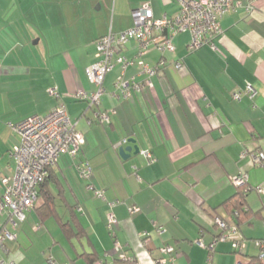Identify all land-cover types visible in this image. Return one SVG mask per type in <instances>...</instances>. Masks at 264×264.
<instances>
[{
  "label": "crops",
  "instance_id": "1",
  "mask_svg": "<svg viewBox=\"0 0 264 264\" xmlns=\"http://www.w3.org/2000/svg\"><path fill=\"white\" fill-rule=\"evenodd\" d=\"M233 1L242 5L222 18L217 49L204 45L190 51L191 34L180 33L174 53L151 49L145 56L151 66L166 60L153 78L154 88L128 99L114 96L121 75L117 65L106 75V93L95 107L78 93L96 90L87 68L96 60L97 40L131 28L134 11L145 3L156 18L175 15L178 0H40L33 11L15 8L21 0H0V197L3 177L16 169L13 149L21 138L14 125L64 105L84 134L79 154H62L52 167L48 200L39 198L19 222L17 240L0 251L5 260L94 264L92 259L100 258L105 264H150L162 256V247L172 245L175 264H236L239 256L230 241L219 242L211 259L195 243L200 236L210 242L219 234L212 217L216 210L231 216L223 206L237 192L233 177L247 173L248 188L264 181V165L252 160L264 151V0ZM29 15L34 27L24 20L27 26L17 32L13 25ZM125 54L136 55L135 40ZM178 60L184 62L182 69L174 65ZM132 77L144 79L137 65L123 79ZM247 82L257 89L255 99L234 100L232 93ZM99 109L110 114V123L97 122ZM128 146L141 151L133 149L123 159L120 148ZM143 151L155 161L149 163ZM83 161L93 168L90 180L77 168ZM90 183L104 189L106 198H98ZM246 203L250 213L240 231L244 239L264 240V194L250 189ZM133 205L140 211L131 213ZM111 212L118 220L113 231L107 228ZM7 218L0 213V222ZM67 224L71 233L65 231ZM116 239L136 263L119 259ZM244 253L255 255L249 249Z\"/></svg>",
  "mask_w": 264,
  "mask_h": 264
},
{
  "label": "built area",
  "instance_id": "2",
  "mask_svg": "<svg viewBox=\"0 0 264 264\" xmlns=\"http://www.w3.org/2000/svg\"><path fill=\"white\" fill-rule=\"evenodd\" d=\"M179 11L175 15L164 14L156 18L153 9L148 3L134 11V25L121 32H109L96 42V60L87 68V74L91 82L96 86V90L90 94L86 92L78 93L80 99L86 100L91 106L99 107L102 104L103 96L106 93L104 85L106 75L117 65L121 67V75L115 83L113 95L120 98H131L134 92H142L145 89L154 88L153 78L166 65V60L162 59L159 64L151 66L145 60V56L151 49L161 52L174 53L176 46L174 39L183 32L191 34V41L188 45L190 51H195L204 45H210L217 49L216 41L223 33L221 20L231 9L240 7L242 4L233 0H178ZM249 11L254 7L247 6ZM131 40L136 42V55L128 57L125 54L128 43ZM138 66L140 74L144 79L139 81L134 77L125 80L124 75L130 66ZM177 69L184 67V62L178 60L174 62ZM49 92L55 94L56 89L50 88ZM257 89L250 82L242 88L232 93L234 100L240 101L244 96L254 100ZM97 122L101 125L111 122L110 114L99 109L97 112ZM15 131L20 135V143L13 149V156L16 159L15 172L2 179L4 193L0 197V213H6L8 218L0 222V251L6 250L8 242L17 240L16 229L19 222L26 219L27 213L34 208L40 186L49 176V169L53 167L62 154H69L76 157L84 144L83 133L76 128V124L71 119L67 108L60 105L48 114L33 115L20 123L14 125ZM128 140L124 139L122 143ZM149 163L155 161L150 151H143ZM253 162L257 165H264V151L253 154ZM80 176L90 179L93 168L88 161H83L77 165ZM237 186L247 185L248 174L243 173L232 178ZM88 187L94 191L98 198L105 199L106 191L98 189L93 184ZM250 189L256 190L259 194H264V181ZM114 206V202L110 203ZM129 211L136 213L140 208L136 205L130 206ZM213 220L219 234L210 242H206L204 236H200L195 243L207 249L210 253L215 252L219 242L230 241L234 252L239 256L236 264H247L239 253L246 250L245 239L240 235V228L232 216L223 217L214 215ZM117 217L114 212L108 215L107 228L114 230L117 224ZM36 228H40L37 225ZM147 235V234H146ZM144 242L147 239L144 238ZM261 261L264 264V240H258ZM114 250L120 260L136 263L134 257L128 256L124 250V245L119 239L114 241ZM176 249L172 245L161 248L162 256L154 259L150 264H175ZM53 258L50 257V262ZM0 264H15L7 261L0 255ZM94 264H105L103 260H98ZM147 264V263H137Z\"/></svg>",
  "mask_w": 264,
  "mask_h": 264
},
{
  "label": "trees",
  "instance_id": "3",
  "mask_svg": "<svg viewBox=\"0 0 264 264\" xmlns=\"http://www.w3.org/2000/svg\"><path fill=\"white\" fill-rule=\"evenodd\" d=\"M51 171H52V167L49 169V175L51 174ZM48 177L46 178L45 182L40 186L39 196H38V199L42 197L44 198L45 201L48 200V197L45 196V192L47 191L46 186L49 180ZM248 191H249V188L247 187V185L238 186L237 192L231 198H229L223 206L224 209L229 213L227 215L233 216L235 222L237 223L240 229H241V223L248 218L249 213H250V210L248 209L247 203H246V194ZM223 212L216 210L212 214V217L214 215H221L223 217H226L225 216L226 214H223ZM64 228L67 233H71L72 231L71 224L64 225ZM239 255H240V258L247 264H263L261 261L260 253L255 254V255L239 253ZM99 259L100 258L98 259L93 258L92 261L94 260V263H95Z\"/></svg>",
  "mask_w": 264,
  "mask_h": 264
},
{
  "label": "rangeland",
  "instance_id": "4",
  "mask_svg": "<svg viewBox=\"0 0 264 264\" xmlns=\"http://www.w3.org/2000/svg\"><path fill=\"white\" fill-rule=\"evenodd\" d=\"M40 5H41L40 0H21V2L16 3V7L15 8L23 7L24 9H31L33 11V10H38L40 8ZM34 19L35 18L34 17H30V15L26 16V18L23 17L22 20H20V18H18V20L21 21V23L20 24H14L13 26H14V28H15V30L17 32H23V28L22 27L24 25L27 26V24H23V21L24 20L27 21V22L31 21L32 22L31 26L34 27V24H33ZM35 38L38 39V36L35 37ZM35 38L34 37L30 38L32 43H34ZM85 180H90V179H85ZM240 235L244 238V236H243V234L241 232H240ZM245 242L247 244L246 250L249 249V252L251 254H259L260 253L258 240H254V239H251V238L249 239L248 238V239H245ZM244 251H242V253H244Z\"/></svg>",
  "mask_w": 264,
  "mask_h": 264
},
{
  "label": "water",
  "instance_id": "5",
  "mask_svg": "<svg viewBox=\"0 0 264 264\" xmlns=\"http://www.w3.org/2000/svg\"><path fill=\"white\" fill-rule=\"evenodd\" d=\"M131 142H134V140H130ZM135 150V154L140 153V148L138 146H128V147H121L120 148V155L123 159H127L131 152Z\"/></svg>",
  "mask_w": 264,
  "mask_h": 264
}]
</instances>
